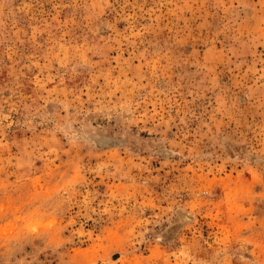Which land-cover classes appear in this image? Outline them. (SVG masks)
I'll return each mask as SVG.
<instances>
[{
	"label": "rangeland",
	"instance_id": "1",
	"mask_svg": "<svg viewBox=\"0 0 264 264\" xmlns=\"http://www.w3.org/2000/svg\"><path fill=\"white\" fill-rule=\"evenodd\" d=\"M0 264H264V0H0Z\"/></svg>",
	"mask_w": 264,
	"mask_h": 264
}]
</instances>
